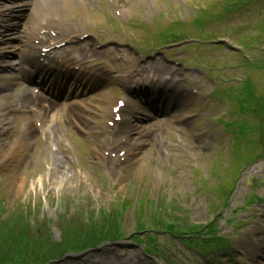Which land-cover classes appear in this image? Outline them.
Segmentation results:
<instances>
[{"label":"rangeland","instance_id":"1","mask_svg":"<svg viewBox=\"0 0 264 264\" xmlns=\"http://www.w3.org/2000/svg\"><path fill=\"white\" fill-rule=\"evenodd\" d=\"M123 1L115 0L116 8ZM156 1L148 9L141 0H132L130 8L124 10L125 23L132 18L146 25L133 29L137 36L132 37L129 31L116 29L118 15L110 0L108 5L104 0H86L85 10L76 0H65L69 12L64 20L76 21L80 12L84 18L80 17L81 23L86 25L83 32L88 41L80 42V34L75 33L77 39L68 41L82 45H74L72 51L82 50L86 57L95 54L90 67L101 71L107 86L103 89L108 90L81 99L68 114L62 106L60 125L47 137L39 134L28 117L16 118L4 133L8 156H0V237L4 238L1 233L9 227L26 232L27 240L34 238L39 246L36 251L30 249L35 251L30 257L36 262L56 254L55 246L68 251L81 248L89 234L107 233L110 228L114 233L117 226L129 239L101 248L93 260L157 264L132 244L141 229L149 228L151 235H158L160 245L176 250L187 264H206L180 240L155 230L169 221L175 225L180 222L185 229L198 227L196 230L204 234L218 229L234 241L263 217L264 204L250 203L245 193L252 192L249 188L253 183L256 194L264 196V159L247 163V158L264 146L258 144V140L264 143V0L247 1L245 7L230 5L232 0ZM179 9L186 24L179 30L186 41L174 47L164 45L149 58L138 55L130 44L146 48L161 45L154 34L171 27L167 17L178 20ZM201 11L211 17L205 24L196 23L204 27L196 29L191 22ZM94 34L101 40L91 37ZM169 76L180 90L177 114L161 118L162 122L150 121V130L136 129L131 136L137 145L124 163L103 157L101 152L109 146L106 122L116 97L130 86L134 93L152 81L166 82ZM217 89L222 90L217 97L222 100L220 105L216 98L210 100ZM137 97L132 95V105L137 106ZM5 101L6 108L13 111L16 104L10 98ZM237 167L245 169L239 181ZM233 188L228 205V192ZM249 218L257 223L238 226ZM139 225L143 228L138 230ZM98 237L103 236L95 237L100 241ZM247 244L253 246L250 239ZM241 245L237 243L236 248L244 251L246 260L250 251ZM19 252H24L22 247L13 253V263L27 264ZM78 257H71L68 263L81 264ZM82 264H86L84 260Z\"/></svg>","mask_w":264,"mask_h":264},{"label":"trees","instance_id":"2","mask_svg":"<svg viewBox=\"0 0 264 264\" xmlns=\"http://www.w3.org/2000/svg\"><path fill=\"white\" fill-rule=\"evenodd\" d=\"M9 224H11V222ZM16 225H17V223H16ZM1 234L4 235V238L2 236L0 237V264H14L13 262H15V261H13V260H15L16 257L13 256V253L17 252L21 247H22L24 252H19L18 255H22L21 257H23V261L25 263H28L30 261L32 263H35L34 260L32 259V257H30L32 254L34 255L35 251L39 247L36 245V241L34 240V238L27 240L28 236H27L26 232H25V234H21V233H18L16 230H10V227H9V229L3 230V233H1ZM10 236H11V238H9ZM89 236H91V237H89ZM89 236H88L89 237L88 240L83 242V245H80V246H82V248L90 247V246H92V244H97L102 240L105 241V240L110 239V238H108L109 235H107L105 232L97 234V235L89 234ZM97 236H103V237H98L100 239V241H99L98 239H95V237H97ZM90 241L91 242L92 241L97 242V243L92 242L89 244ZM31 248L35 251L32 252L30 250ZM54 250L59 251L56 248V246H55ZM43 257L44 256H42V258ZM25 259H28V261H26Z\"/></svg>","mask_w":264,"mask_h":264},{"label":"bare ground","instance_id":"3","mask_svg":"<svg viewBox=\"0 0 264 264\" xmlns=\"http://www.w3.org/2000/svg\"><path fill=\"white\" fill-rule=\"evenodd\" d=\"M141 1H144L145 2V4H150V5H152V3L149 1V0H141ZM39 2V4L44 8V11H43V13H40V12H35L34 14H32V15H38V17H39V19H40V21H39V24L40 25H42V26H44V24H47V23H50V24H52V25H57V24H59L60 22V20L62 19L61 18V13H60V10L58 9V5H57V2H55V1H53V0H39L38 1ZM66 10V9H65ZM36 11V10H35ZM66 12H67V10H66ZM37 17V16H36ZM89 58V56H87V57H85L84 59H83V62H86L87 61V59ZM102 76L100 75V76H97V77H93L92 75H87V76H85L84 77V79L82 80L83 81V83L85 84V86H88V89L85 91V92H87L91 87L92 88H94V89H97V88H101L100 86H101V84L103 83V81H102V79L103 78H101ZM52 84L54 85H58V84H60V82H57L55 79H53L52 80ZM79 111H77V113H78ZM75 113V112H74ZM81 116H82V113L81 112H79V117L81 118ZM1 124H2V122L0 121V127H1ZM129 124V125H128ZM126 123V124H124V125H126L127 127H126V130H125V128H124V130H125V132H128V129L127 128H130L129 126H131V123ZM79 125H81V124H79ZM137 126V129H140L139 127H138V125H136ZM131 130H132V128H130ZM116 133L119 135V136H121V138H124V135H125V133H120V131L119 130H117L116 131ZM136 141H137V139H135V138H133V142H134V144L133 145H130V142H128V145L126 146L125 145V148L126 149H128V146L131 148V146H136ZM124 144H127L126 142H123ZM7 144H8V142L6 141V140H4V138H0V156L2 157L3 155L5 156V157H7L8 156V153H7V149H6V147L5 146H7ZM124 150V149H123ZM129 150V149H128ZM128 153L130 154V150L128 151ZM58 167H59V169L60 168H62V167H60L59 165H58Z\"/></svg>","mask_w":264,"mask_h":264}]
</instances>
